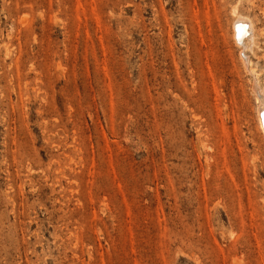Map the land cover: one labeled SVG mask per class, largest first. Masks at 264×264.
<instances>
[{
    "label": "rangeland",
    "instance_id": "374dc122",
    "mask_svg": "<svg viewBox=\"0 0 264 264\" xmlns=\"http://www.w3.org/2000/svg\"><path fill=\"white\" fill-rule=\"evenodd\" d=\"M254 87L264 0H0V264H264Z\"/></svg>",
    "mask_w": 264,
    "mask_h": 264
},
{
    "label": "bare ground",
    "instance_id": "6f19581e",
    "mask_svg": "<svg viewBox=\"0 0 264 264\" xmlns=\"http://www.w3.org/2000/svg\"><path fill=\"white\" fill-rule=\"evenodd\" d=\"M232 11H234V10H232ZM233 17H235V20L237 21V25L238 26H234L233 27V29H232V38H233V41H234V43H238L237 42V38H240V36L244 33V28L242 27V26H239V25H245V23L247 22V21H243V19H244V17L243 18H241L239 15V13L237 12V11H234L233 12ZM234 20V21H235ZM250 22H251V19H250ZM252 23H253V21H252ZM251 23V24H252ZM254 25V24H253ZM252 25V26H253ZM245 27V29L247 28L246 27V25L244 26ZM251 27V26H250ZM255 28V27H254ZM253 29V28H252ZM254 30V29H253ZM248 32V31H247ZM251 32V31H250ZM235 35H237V36H235ZM247 35V34H246ZM245 40H246V38H245ZM245 43V42H244ZM241 46H242V44H241ZM240 46V47H241ZM240 53V52H239ZM245 56V55H244ZM245 60V59H244ZM243 62V61H242ZM243 64H244V62H243ZM245 65V64H244ZM262 89V88H261ZM253 90H254V96H256V99L258 100V106H257V113H256V116H257V126H258V128L264 133V114L260 111V99H259V97H258V94L256 93V87H254L253 88ZM255 99V100H256ZM261 105H262V103H261ZM263 107V106H262ZM264 109V108H263Z\"/></svg>",
    "mask_w": 264,
    "mask_h": 264
}]
</instances>
